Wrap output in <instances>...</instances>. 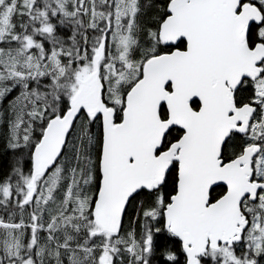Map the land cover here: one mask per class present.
Masks as SVG:
<instances>
[{"label":"snow or ice","instance_id":"snow-or-ice-1","mask_svg":"<svg viewBox=\"0 0 264 264\" xmlns=\"http://www.w3.org/2000/svg\"><path fill=\"white\" fill-rule=\"evenodd\" d=\"M0 264H264V0H0Z\"/></svg>","mask_w":264,"mask_h":264}]
</instances>
